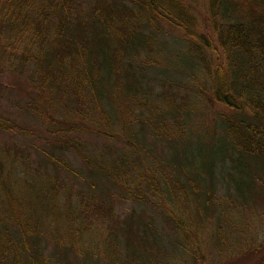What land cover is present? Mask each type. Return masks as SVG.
<instances>
[{
  "label": "trees",
  "instance_id": "1",
  "mask_svg": "<svg viewBox=\"0 0 264 264\" xmlns=\"http://www.w3.org/2000/svg\"><path fill=\"white\" fill-rule=\"evenodd\" d=\"M195 2L0 0V38L6 34L22 45L20 58L33 67L41 93L48 88L63 111L47 119L41 142L42 165L51 170L46 183L22 181L20 162L0 152V264H163L169 252L186 257V264H210L203 251L210 239L220 257L225 240L214 214L215 171L228 169L233 191L247 203L261 182L252 169L259 163L264 168V0H201L199 15ZM161 24L180 33L185 45L163 58L178 69L174 73L205 79L196 83L214 121L211 129H201L218 137L206 153L198 152L196 168L189 152L196 137L188 131V115H180L185 105L168 92L167 107L151 116L143 102L149 91L138 58L150 56L145 64L155 63L159 46L153 36ZM5 52L0 45V54ZM139 108L148 109V116H134ZM63 114L76 123L65 122ZM91 118L103 127L94 134L123 147L111 159L88 155L76 137L89 133ZM11 123L0 117V132L14 131ZM69 150L80 160L77 171L63 156ZM60 171L70 189L57 177ZM124 203L158 207L178 238L164 242L142 210L117 214ZM94 223L104 231L109 253L94 246ZM229 258L211 264H248L253 258L252 264H264V241Z\"/></svg>",
  "mask_w": 264,
  "mask_h": 264
},
{
  "label": "rangeland",
  "instance_id": "2",
  "mask_svg": "<svg viewBox=\"0 0 264 264\" xmlns=\"http://www.w3.org/2000/svg\"><path fill=\"white\" fill-rule=\"evenodd\" d=\"M81 1L84 2L85 0ZM200 1L201 0H196L195 2L197 6L195 13L198 15L202 14V5H200ZM80 10H85L84 5H81ZM161 25V30L158 31V34L153 36L155 43L159 46V53L152 57L156 58L155 63L145 64V62L152 61L149 60L150 56L146 57L148 60L145 56H140L138 58L141 61L139 75L145 82V89L149 91L145 101H142L151 109V116L154 113L156 114L155 111L157 109H165L167 107L164 96H166L168 92H172L173 99L180 107L185 105L183 107L185 111L180 113V115L183 114V116L181 115L182 119L185 114L188 115V121L190 122L188 124V131L190 130L192 135L196 137L192 139L193 145H191L189 150V152L193 154V157H190V160L194 162L192 167L196 168V166H199L197 162L198 152L201 151L202 153H206L208 145L212 146L214 144L213 141L218 137L216 133L215 135H210L201 129H205L206 127L207 129H211L212 122L214 121L212 120L213 112L209 109L206 100L201 98L200 91L197 87L198 84L196 83V80H198L199 83L203 85L205 84V79L201 73H195L196 79L189 78L184 74L176 75L174 73L178 69L173 66L171 67L169 62L163 58H173L174 55L185 50V45L182 42L183 40L180 33L176 32V30L172 29L169 25ZM2 36L3 37L0 38V45L6 52L5 54H0V117L7 119L8 122H12L11 124L14 125L15 129L18 128L22 131L14 129V131L10 132H0V152H4L3 150L8 151L10 157L14 155L16 160L20 162L17 166V171H19L18 175L22 181H32L33 185L34 182L40 181L46 183L49 181L47 180V175H50L51 170L49 167L42 165L41 152L45 149L41 145V142L44 139L43 135L47 132V119L54 117L55 120L59 117L58 114H62L63 111L59 109L61 106H59L56 100L57 98L48 91V88H45L41 93L42 86L40 87V85L37 84L35 81L36 76H33L31 73L33 67L28 64L26 58H20L23 56L21 51L22 45L13 40L7 41L9 36L6 34H2ZM157 97L160 100L157 99ZM147 110L145 111L143 108H139L134 110L133 113L134 116L141 119L143 115L144 117L148 116ZM61 118L67 123H76L77 120L66 114L61 115ZM181 118L179 117V119ZM88 123H85V125L88 124L91 126L89 133L76 135L78 140H81L88 148L86 152L88 155L93 154L94 157L104 156V158L111 159L110 155L113 152L117 154L120 153L123 147L119 142L112 139L107 140L103 138V136L94 134L96 131L100 132L103 129L101 125L92 118ZM173 130L170 131L173 132ZM196 130L199 133H196ZM186 132L185 130L184 133ZM195 134H197L198 137ZM74 135L75 134L69 136L74 140L76 139ZM146 140H149V136L146 137ZM63 156H65L66 163L74 170L77 171L80 169V160L74 156L72 150H69L68 154ZM254 168L255 169H252V175L258 176L263 183H258L259 181L256 180V193L247 203L242 202V198L239 199L236 192L233 191L226 177L228 169L220 170V168L217 167L215 171L217 173V186L215 187L213 197V203H215L216 206L214 214L219 217L218 222L221 225V229L224 231V234L221 235H223L225 242H221L220 244V257L215 256V254L213 255L211 245H216L213 243V240L210 239L211 225L208 226L206 232L204 231V235L207 236L206 239L204 238L205 243L207 239H210V244L208 243L207 246L209 248L203 251L208 256L207 259L210 264L211 262L220 263L223 259L224 262H226L230 259L229 257L232 256L233 251L246 254L254 247L262 246L263 244L264 168L260 163L255 165ZM23 173L25 176L21 175ZM57 177L60 179V182H63V185L68 183L66 187L70 189V182L67 177L63 175L62 171L58 173ZM71 190H75L74 186L71 187ZM130 207L136 208V211L142 210L141 212H143V214L154 219L155 225L158 227L159 234L164 239V242L168 241V239H173V237L178 238V234L174 233L171 228L166 227L162 222L161 217L166 213H161L158 207L151 208L148 207V205H130L124 203L116 212L117 214H125L126 211L132 209ZM92 227V231L94 232L93 238L96 241L94 246H98V250L102 253H109L108 247H105L101 240V235L104 231L100 229V225L97 223H94ZM242 257L243 256H239V258ZM163 258H165L163 259L165 261L163 264H186V257L180 254L178 255L177 253L173 255L169 252L165 254ZM254 259L255 258L248 264H252V262L255 261ZM101 263H103V261ZM187 264L190 263L188 262Z\"/></svg>",
  "mask_w": 264,
  "mask_h": 264
}]
</instances>
